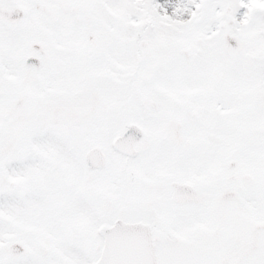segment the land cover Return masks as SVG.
<instances>
[{
	"label": "snow or ice",
	"instance_id": "snow-or-ice-1",
	"mask_svg": "<svg viewBox=\"0 0 264 264\" xmlns=\"http://www.w3.org/2000/svg\"><path fill=\"white\" fill-rule=\"evenodd\" d=\"M0 264H264V0H0Z\"/></svg>",
	"mask_w": 264,
	"mask_h": 264
}]
</instances>
